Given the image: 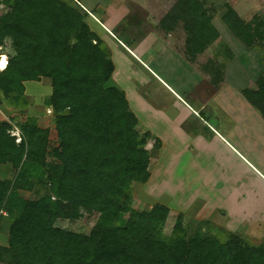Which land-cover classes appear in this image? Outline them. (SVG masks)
Instances as JSON below:
<instances>
[{"label": "trees", "instance_id": "obj_1", "mask_svg": "<svg viewBox=\"0 0 264 264\" xmlns=\"http://www.w3.org/2000/svg\"><path fill=\"white\" fill-rule=\"evenodd\" d=\"M78 1L12 0L11 13L0 20V48L9 55L0 72V107L5 100L8 107L27 109L25 84L50 79L46 106L57 130V147L51 149L49 129L39 126L38 117H26L17 123L18 144L11 135L14 121H0V166L15 172L0 179V211L7 213L0 219L11 222L0 262L264 264V243L226 230L219 236L203 223L191 232L183 215L166 235L168 207L134 208L133 184L151 178L146 145L152 135L140 131L125 93L110 85L111 52L91 30L90 15ZM226 8L222 20L239 41L249 48L264 41L263 21L245 23L230 5ZM212 19L199 0H177L160 28L170 33L182 24L186 56L194 61L220 37ZM211 62L202 69L218 87L224 67ZM242 94L264 120V71L256 88ZM82 210L99 215L89 235L57 227L60 220H77Z\"/></svg>", "mask_w": 264, "mask_h": 264}, {"label": "rangeland", "instance_id": "obj_2", "mask_svg": "<svg viewBox=\"0 0 264 264\" xmlns=\"http://www.w3.org/2000/svg\"><path fill=\"white\" fill-rule=\"evenodd\" d=\"M90 1L95 3L97 0ZM199 1L213 18L212 22L220 33L217 41L199 58V62H202L201 68L205 65L203 63L207 64L209 61H212L211 64L213 63L212 65L219 69L224 67V82L220 87H214L209 79L211 86L206 81L198 85L195 91V95L203 97L208 102L207 108L200 116H195L193 112L190 115L185 114L184 106L179 99L135 59L118 39L110 38L113 41L111 40V49H109L117 68L115 73L117 81L111 80L110 85L117 84L130 96L132 91L137 90L141 98L147 100L138 104L142 109V115L138 111V117L142 120L139 129L142 132L150 129L158 139L165 142L163 149H160L161 142L160 146H157L158 139H150L147 142L146 147L152 158L150 161L154 165L153 170L151 169L153 176L146 184H133L132 195L134 208L138 210H147L157 204L168 207L170 214L164 228L166 235H171L180 215L185 217V223L190 227L191 232L195 231L201 223L208 232L213 231L217 234L223 230L230 232L226 229L233 216L230 208L226 212L223 207L217 206L209 193H215L218 203H222L225 207L230 197L244 198L245 202H249L251 190L264 191V180L253 168L241 162V158L236 153L230 152L226 148L227 143L212 130L213 126L264 175L262 158L264 122L260 120V114L258 115L249 106L242 94L245 89L256 88V80L264 71V41L249 48L238 40L222 20L227 12V5H230L245 23L257 25L259 22H264V0ZM145 2L148 3V7L141 8L132 3L129 5L132 13L137 15V23H140L137 25L131 22L130 28L133 30L137 27V29L129 33L130 39H123L124 43L133 50L136 45L132 43L142 41L145 42L144 48L153 44L156 49L161 48L162 50L157 51L160 55L155 57L153 62H148L149 66L176 90L184 93V90L191 88L195 81L188 76L191 72L178 62L180 60L177 55L175 59H172L168 52H165L166 42H171V39L167 40L166 34L160 29L161 19L170 13L177 0H145ZM87 23L93 30L99 31L98 25L92 20L87 19ZM127 23L130 25V21ZM176 32L174 36L181 47L186 40V32L182 24L178 26ZM150 36L154 39L145 40ZM130 40H132L131 43ZM177 51L181 53L180 50ZM182 56L186 61L185 55ZM202 73L207 75L203 69ZM25 85L26 95L30 101L29 107L25 110H16L8 107L4 100V107H0V121L11 119L14 121L11 135L18 142V137L22 138V135L20 136V129L19 132L17 130L19 128L17 123L29 116L38 117L39 126L50 131L51 149L56 148L57 130L54 114L52 109L46 106V100L52 94L51 80L42 79L39 82H27ZM183 85L187 88L183 89ZM132 97L130 100L133 99ZM169 109L177 116L181 114L180 119L173 123L185 136L182 137L169 127L170 122L165 118L166 111L169 112ZM201 117L207 122L206 126ZM200 136L205 140V143L201 145L197 143V137ZM256 142L259 144L258 147ZM14 175L15 172L11 166H0V179H10ZM242 191L245 193L243 194ZM25 196L30 197L28 193ZM98 217L99 215L93 211L82 210L77 220H60L57 227L89 235ZM127 218L128 215L125 216V220ZM10 224V220L5 217L3 221L5 230L3 229V234L0 233L1 243L6 238L4 233L9 232ZM219 236L222 235L219 234ZM8 239L7 236L2 245L8 244ZM250 241L254 244L264 243L253 239Z\"/></svg>", "mask_w": 264, "mask_h": 264}, {"label": "crops", "instance_id": "obj_3", "mask_svg": "<svg viewBox=\"0 0 264 264\" xmlns=\"http://www.w3.org/2000/svg\"><path fill=\"white\" fill-rule=\"evenodd\" d=\"M85 2H87V3L85 4ZM78 3L80 4V6L85 11H87L89 13L90 17L88 19L92 20L94 23H96L98 25L100 32L93 30L91 27L90 28L93 32H95L99 36V38L102 41L105 42L107 47L110 48V42L112 39H114V38L118 39L119 42L126 47V49L131 53V55L135 59H137L139 62H141L152 73V75L157 80H159L168 90H170V92L173 95H175L177 97V99H179V102L184 106V109H185L184 113L185 114L189 113V115H190L193 112V114L195 116H200V114L207 108L208 102L205 101L203 97L201 98L200 96L195 95V91L198 88V85H200L201 83L207 81L209 86H211V83L208 81L210 79V77H207V75H204L202 73V68H201L202 62H199V58H201V56H203V54L199 55L197 57V59L194 61H190L187 58V56H186V40H185L184 44L182 42H180V44L182 43L183 45H181V47H179V44L176 42V39L174 36L175 33H177L176 30L178 28L175 31H172L170 33H167L164 30H162V33L166 34L167 40L171 39V42H169V41L166 42V49H165L166 51L165 52H168V54L171 56L172 59H175L176 55H177L179 57V60H180L178 62L181 63L186 70L191 72V73H188V76L190 77V79L195 81V83L192 85L191 88L184 90V93H181L178 90H176V88H174V86H172L170 83H168L162 76H160L154 69H152L149 66L148 62H153L154 58L157 57L158 55H160L159 53H157V51L162 50L161 48L156 49L154 44L149 46V47L144 48L145 42H143L142 40H141L142 42H139V43H135V44L132 43L133 45H136L135 50H133V49H131V47H129V46L127 47L125 45L124 40L130 39V37H131L129 35V33H131L132 31L137 29V27H135L133 30H132V28H130L131 22L136 23L137 25L140 23V22L137 23V21H136L138 19L137 15L132 13L129 5L132 3V4H136L137 6H139L141 8H144L146 6L148 7L149 5H147L148 3L145 2V0H106V1H98L97 0L95 3H91L90 0H80V1H78ZM162 20H163V18L161 19V21ZM128 21H130V25H129V23H127ZM129 28H130V30H129ZM110 38H112V39H110ZM186 38H187V35H185V39ZM147 39L153 40L154 37H151V36L146 37L145 40H147ZM131 42H132V40H130V43ZM160 44H162V43H160ZM177 50H180L181 53L178 52ZM165 52H163V53H165ZM181 54L185 55L186 61H184L183 56ZM111 57H112V55H111ZM112 61H113V59H112ZM113 63H114V61H113ZM204 64H206V63H203V65ZM114 66H115V63H114ZM116 69L117 68L115 66V71H114V74L112 77V80H114V81H117L116 75H115ZM113 86H116L117 88H119L121 91H123L125 93L132 112L138 118L139 124H141L142 120L138 117V111L142 115V109L140 108V106L138 104L139 103L141 104L147 100L146 99L143 100L141 98V95L138 93L137 90L132 91L131 96H130L129 93L122 90L117 84H113ZM182 87H183V89L187 88L185 85H183ZM132 95H133V97H132ZM131 97L133 98L132 100H130ZM136 100L140 101V102H137ZM166 113L167 114L165 115V118L168 120V122H170V125L168 124L169 127L174 129L176 131V133L181 135L182 137L185 136L182 133V131L180 130V128L177 127L175 123H173L175 120L180 119L181 114H179V116H177L175 114V112L171 111L170 109H169V112L166 111ZM186 116H188V115H186ZM201 119H202V117H201ZM260 120L262 122H264V120L262 119L261 116H260ZM202 121H203V119H202ZM203 123L205 124L207 122L204 120ZM205 126H206V124H205ZM212 130L218 136H220L221 139L225 143H227L228 147H226V148H228V150L230 152L236 153V155L239 158H241L240 159L241 162L243 161V162H245V164H247L248 166L253 168L254 171L264 180V175L262 174V172L259 171L256 168V166H254L251 163V161H249L243 154H241L229 141H227L224 137H222L221 134H219V132L213 126H212ZM148 132L151 133L152 139H158L156 134L152 130L149 129ZM158 140H160V138ZM255 141H257V140H255ZM160 142H161L160 149H163L165 142L163 140H160ZM197 143L199 145H201L202 143H205L204 138L202 136L197 137ZM258 145L259 144L256 142V147H258ZM262 151H264V150H262ZM262 158L264 161V155ZM151 160H152V158H151ZM155 160L158 162L157 158ZM149 168H150L149 170L151 172V176H153V174H152L153 172L151 171V169L153 170L154 165H153L152 161H150V167ZM251 191L252 192L249 193V202H245L244 198H240V199L234 198L233 199L232 197H230L229 201H228V205H225V207L223 206L222 203H218L219 200H216V194L215 193L214 194L209 193V194H210V197H212L213 200H215V203L217 206H220L221 208L223 207L226 210V212L230 208L233 216L227 224V226H228L226 228L227 230H229L230 232H233V233H237V234L244 236V237L246 236L250 240L253 239V240H259V241L264 242V191H255V190H251ZM242 193L244 194L245 191H242ZM247 193H248V190H247ZM226 208H228V209H226ZM0 221H1L0 222V233H1L3 231V229L5 230V228L3 226V221H5V219H1ZM1 234H3V232ZM6 235L9 237L8 231L4 233V237H6L5 240L7 239ZM3 242L2 243L0 242V246L7 245V244L2 245ZM0 264H4V263L0 262Z\"/></svg>", "mask_w": 264, "mask_h": 264}, {"label": "built area", "instance_id": "obj_4", "mask_svg": "<svg viewBox=\"0 0 264 264\" xmlns=\"http://www.w3.org/2000/svg\"><path fill=\"white\" fill-rule=\"evenodd\" d=\"M12 4H13L12 0H0V20L2 18H4L5 16H7L9 13H11ZM2 50H3V48H0V58L3 59L4 57H6L7 58V63H6L5 68L0 69V72L4 71L7 68L8 62H9V55L3 54ZM17 130L19 132V128ZM19 133H21V132H19ZM21 135H22V133L20 134V136ZM18 139H19V141L17 143L20 144L22 142V138L18 137ZM53 200H55V198H53ZM1 216H7L6 211H4V210L0 211V217Z\"/></svg>", "mask_w": 264, "mask_h": 264}, {"label": "bare ground", "instance_id": "obj_5", "mask_svg": "<svg viewBox=\"0 0 264 264\" xmlns=\"http://www.w3.org/2000/svg\"><path fill=\"white\" fill-rule=\"evenodd\" d=\"M5 60V59H4ZM0 63H2L3 64V66L2 67H0V69H3V68H5V63L3 62V61H1V59H0Z\"/></svg>", "mask_w": 264, "mask_h": 264}, {"label": "snow or ice", "instance_id": "obj_6", "mask_svg": "<svg viewBox=\"0 0 264 264\" xmlns=\"http://www.w3.org/2000/svg\"><path fill=\"white\" fill-rule=\"evenodd\" d=\"M3 66V64L2 63H0V67H2Z\"/></svg>", "mask_w": 264, "mask_h": 264}]
</instances>
